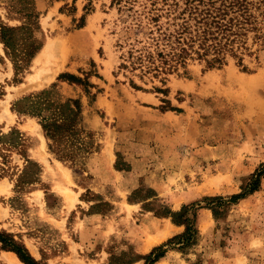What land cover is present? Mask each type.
<instances>
[{
  "label": "rangeland",
  "instance_id": "374dc122",
  "mask_svg": "<svg viewBox=\"0 0 264 264\" xmlns=\"http://www.w3.org/2000/svg\"><path fill=\"white\" fill-rule=\"evenodd\" d=\"M185 1L0 0L16 27L0 40V230L41 264H264V174L246 186L264 169V3L241 61L119 67L147 16L165 24ZM44 90L80 104L72 135L48 139L17 110ZM190 204L182 244L171 213ZM10 254L0 243V264Z\"/></svg>",
  "mask_w": 264,
  "mask_h": 264
},
{
  "label": "trees",
  "instance_id": "16d2710c",
  "mask_svg": "<svg viewBox=\"0 0 264 264\" xmlns=\"http://www.w3.org/2000/svg\"><path fill=\"white\" fill-rule=\"evenodd\" d=\"M262 3L264 0H186L185 8L179 13L167 15L165 24L158 22L159 14L147 16L148 20L155 21V29L149 27L147 38L140 47L133 44L122 54L123 60L119 67L139 69L142 73L151 71L158 75L165 74L179 65H185L188 59L203 60L208 68L224 64L228 55L241 61L248 32L260 29L252 7L256 5L259 8ZM140 22L138 21V25L142 27ZM0 27V40L5 46H12L13 39L11 34L7 33L14 32L16 27ZM255 34L259 36V33ZM38 48L34 47L28 55L32 57ZM47 93L48 91L44 90L35 96L25 97L27 106L17 110L39 117L48 139L72 135L79 120L77 117L81 111L80 104L72 99L63 102L49 99L46 97ZM44 109H51L52 114L43 115ZM262 174L263 167L252 175L251 183L246 185H250V191L258 188ZM220 198L213 197L212 200ZM192 206L183 205L179 211L171 213L175 222L185 224L184 231L174 237L182 244L188 243L195 233L194 217L187 216ZM0 243L2 249L13 251L24 264H41L29 253L25 245L1 230ZM151 254L153 252L148 256ZM161 255L156 254L152 261Z\"/></svg>",
  "mask_w": 264,
  "mask_h": 264
},
{
  "label": "bare ground",
  "instance_id": "6f19581e",
  "mask_svg": "<svg viewBox=\"0 0 264 264\" xmlns=\"http://www.w3.org/2000/svg\"><path fill=\"white\" fill-rule=\"evenodd\" d=\"M52 47H53L52 44L48 43L47 45H45V47H43V49L41 50L42 53L41 55L40 54L39 55L45 57L52 50ZM35 59L36 60L39 59L38 56ZM8 260L13 264H23L22 261H20L15 254L8 255Z\"/></svg>",
  "mask_w": 264,
  "mask_h": 264
},
{
  "label": "crops",
  "instance_id": "0c3cea01",
  "mask_svg": "<svg viewBox=\"0 0 264 264\" xmlns=\"http://www.w3.org/2000/svg\"><path fill=\"white\" fill-rule=\"evenodd\" d=\"M175 228V227H174ZM174 230H180V229H174Z\"/></svg>",
  "mask_w": 264,
  "mask_h": 264
}]
</instances>
